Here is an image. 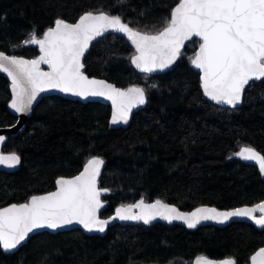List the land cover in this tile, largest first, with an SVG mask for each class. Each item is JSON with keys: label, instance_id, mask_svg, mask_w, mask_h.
<instances>
[{"label": "trees", "instance_id": "obj_1", "mask_svg": "<svg viewBox=\"0 0 264 264\" xmlns=\"http://www.w3.org/2000/svg\"><path fill=\"white\" fill-rule=\"evenodd\" d=\"M177 2L0 0V50L35 58L38 47L23 44L34 27L42 35L56 18L74 22L88 10L120 15L130 27L155 31ZM198 47L199 39L193 38L170 69L147 74L132 66L134 49L124 37L110 32L90 45L82 60L84 72L120 88L144 87L146 105L127 127L110 128L111 108L105 103L42 98L24 130L8 135L2 147L5 153L15 151L21 163L16 171L0 172V207L53 190L57 177L76 175L92 155L105 161L99 187L109 191L102 196V218L141 198L161 199L184 211L204 205L231 209L263 200L259 170L234 153L250 146L264 154V81L250 82L238 107L212 103L190 64ZM9 86L0 72V127L16 122L8 109ZM261 247L264 229L241 221L195 230L178 224H116L103 236L80 229L37 233L12 253L0 249V264H190L201 255L247 264Z\"/></svg>", "mask_w": 264, "mask_h": 264}, {"label": "snow or ice", "instance_id": "obj_2", "mask_svg": "<svg viewBox=\"0 0 264 264\" xmlns=\"http://www.w3.org/2000/svg\"><path fill=\"white\" fill-rule=\"evenodd\" d=\"M118 2L123 4L124 0ZM109 30L123 33L131 42L135 51L129 57L130 62L142 73L168 69L181 56L185 43L198 37L199 47L190 64L199 70L203 95L216 104L234 108L242 103L250 82L264 81V0H178L169 16L164 17L163 26L155 31L130 27L120 15L98 10L83 12L75 22L56 18L54 26L47 27L42 35L34 27L23 44L38 46V56L25 59L0 51V72L6 73L11 81L8 106L16 113L27 114L40 93L57 89L80 98L102 97L111 101L110 123H127L132 109L147 102L146 89L138 85L120 88L89 77L83 70L82 58L90 44ZM41 65H47L48 70L44 71ZM5 139L0 136V144ZM234 155L254 161L264 175V154L242 146ZM20 163L21 157L15 151L0 152V165L11 168ZM104 163L103 158L92 155L78 174L57 177L54 191L31 195L24 203L0 207V249L4 252L16 249L34 230H56L73 223L89 232H104L112 219L148 224L159 217L168 222L182 220L188 228H195L205 220L224 223L231 217H247L264 228V200L251 207L226 211L199 207L181 212L160 199L145 203L141 198L134 204L117 207L115 216L101 219L98 215L104 206L101 193L109 191L98 187ZM250 261L264 264V247ZM195 264L237 262L232 258L213 260L201 255L196 257Z\"/></svg>", "mask_w": 264, "mask_h": 264}, {"label": "water", "instance_id": "obj_3", "mask_svg": "<svg viewBox=\"0 0 264 264\" xmlns=\"http://www.w3.org/2000/svg\"><path fill=\"white\" fill-rule=\"evenodd\" d=\"M75 22V21H74ZM53 26H54V24H53ZM110 32H113V33H116V34H118V35H120V36H122V37H124L127 41H128V43L132 46V44H131V42L127 39V37L123 34V33H119V32H114V31H111V30H109L108 32H106V33H104V35H106V34H108V33H110ZM102 37V36H101ZM100 37H98L95 41H97L98 39H99ZM194 38H196V39H199L198 37H194ZM95 41H93L90 45H92ZM188 42V41H187ZM186 42V43H187ZM185 43V44H186ZM38 47V46H37ZM90 47V46H89ZM133 47V46H132ZM39 49V48H38ZM133 49H134V47H133ZM198 50V49H197ZM1 51V50H0ZM88 51V50H87ZM87 51H86V53H87ZM134 51H135V49H134ZM85 53V54H86ZM7 54V53H6ZM10 55V54H9ZM17 56H20V55H17ZM23 57V56H22ZM23 58H25V59H33V58H26V57H23ZM82 60H83V58H82ZM176 63V62H175ZM174 63V64H175ZM173 64V65H174ZM172 65V66H173ZM133 67H134V69L136 70V71H138V72H140L138 69H136L135 68V66L134 65H132ZM172 66H170L168 69H170ZM191 67L195 70V71H197V72H199V70L198 69H195L192 65H191ZM41 68L44 70V71H47L48 70V67H47V65H41ZM168 69H164L163 71H156V72H153V73H147V74H159V73H162V72H164V71H166V70H168ZM2 73V72H1ZM8 80H9V82H10V86H9V89H10V94H11V81H10V79L7 77V74L6 73H2ZM86 74V73H85ZM87 75V74H86ZM89 77H91V76H89ZM96 79H103V80H106V79H104V78H97V77H95ZM108 83H112V82H110V81H108V80H106ZM112 84H114V83H112ZM118 87V86H117ZM53 95H58V96H61V97H64V98H67V99H71V100H79V101H81V102H89V101H93V102H102V103H105V104H107V105H109L110 106V108H111V101H108V100H106V99H104V98H102V97H88V98H80V97H76V96H72L71 94H66V93H62V92H60L59 90H57V89H50V90H47V91H45V92H42V93H40L38 96H37V99L33 102V105H32V110L29 112V113H27V114H22V113H16L13 109H11L9 106H8V109H9V111L16 117V122L13 124V125H11V126H7V127H0V136H4L6 139H5V141L2 143V144H0V152H2V147H3V145L6 143V140H7V136L8 135H10V136H16L17 134H19V133H21L23 130H24V127H25V124H26V122H27V120H28V118L30 117V115H31V113H32V111H33V109H34V107L38 104V102L42 99V98H44V97H49V96H53ZM207 98V97H206ZM208 99V98H207ZM209 100V99H208ZM209 101H211V100H209ZM212 103H214V104H216L214 101H211ZM9 105V104H8ZM146 105V103L145 104H143V105H138L137 107H135V108H133L132 109V111H131V113H130V116H129V120H128V122L127 123H123V122H120V123H117V124H111L110 123V121H111V115H110V119H109V127L110 128H120V127H127L128 126V124H129V122H130V119H131V117H132V115L138 110V109H140V108H142V107H144ZM217 105H219V106H222V107H232V106H229V105H224V104H217ZM240 105V104H239ZM239 105H237L236 107H238ZM111 111H112V108H111ZM4 154H8V153H5V152H3ZM241 159V158H240ZM104 160V159H103ZM243 160V159H242ZM243 161H245V162H248V163H250V164H252V165H254V166H256L257 167V169L259 170V167H258V165L254 162V161H246V160H243ZM105 162V161H104ZM19 166H20V164H18V165H16L15 167H11V168H9V167H6L5 165H0V172H13V171H16L18 168H19ZM104 166H105V163H104V165H102L101 166V173H102V171H103V169H104ZM82 170H83V168H82ZM81 170V171H82ZM78 174V173H77ZM101 175V174H100ZM262 176V178L264 179V175H261ZM69 177H71V176H69ZM99 178H100V176L98 177V187H99ZM101 188V187H100ZM55 190V188L53 189V190H51V191H54ZM49 192V191H48ZM47 193V192H46ZM107 192H103V193H101V200H102V196L103 195H105ZM42 194H45V193H42ZM42 194H36V195H42ZM155 200H157V199H155ZM155 200H150V201H145V203H153ZM161 200V199H160ZM264 200V199H263ZM163 201V200H162ZM262 201V200H261ZM261 201H259V202H261ZM102 202H103V208H101L100 209V212L98 213V215H99V217H100V214H101V211L106 207V203L102 200ZM164 203H166V204H169V203H167V202H165V201H163ZM259 202H257V203H259ZM24 203V202H23ZM134 203H136V202H134ZM134 203H130V204H134ZM257 203H255V204H257ZM126 205H128V204H126ZM170 205H173V204H170ZM254 205V204H253ZM253 205H244V206H240V207H251V206H253ZM8 206V205H7ZM7 206H4V207H7ZM121 206V205H120ZM173 206H175V205H173ZM119 207V206H118ZM179 211H181V212H192V211H194L196 208H194V209H192V210H190V211H184V210H180L177 206H175ZM199 207H209V208H212L213 206H207V205H204V206H199ZM199 207H197V208H199ZM214 208H216V207H214ZM236 208H238V207H236ZM217 210H219V211H226V210H231V209H233V208H231V209H218V208H216ZM134 211H137V210H135L134 209ZM255 215H259V213L257 212ZM112 216H115V211L109 216V217H112ZM109 217H107V218H102V217H100L101 219H108ZM237 221H241V222H246V223H250L251 225H253L255 228H257V229H264V228H261L260 226H258V225H256L252 220H250V219H248L247 217H231L228 221H225L224 223H218L217 221H215V220H205V221H201L199 224H197L196 225V227L195 228H188L187 227V225L184 223V221H182V220H173L172 222H168V221H166V220H163V219H161V218H159V217H157L156 219H154V220H152V221H150L148 224H145L143 221H133V220H119V219H112V220H110V222H109V224L106 226V228H105V231L104 232H98V231H91V232H89V231H87V230H85L81 225H79V224H76V223H73V224H71V225H67V226H65V227H62V228H59V229H56V230H51V229H37V230H34L32 233H30L29 234V236H28V238H26V240L24 241V242H22V244L21 245H19L16 249H14V250H12V251H10V252H4L2 249V251L4 252V253H12V252H14V251H16L17 249H19L20 247H22L27 241H28V239L31 237V236H33V235H35V234H37V233H41V232H48V233H52V234H55V233H58V232H63V231H69V230H73V229H80L81 231H83L84 233H86V234H88V235H98V236H103V235H105L106 234V232H107V230H108V228L109 227H111V226H113V225H116V224H120V225H122V226H129V225H134V224H140V223H142V224H145V225H153V224H156V223H162V224H168V225H173V224H178V225H181V226H184V227H186V228H188V229H190V230H195V229H197L198 227H201V226H205V225H214V226H219V227H221V226H226V225H228L229 223H232V222H237ZM259 250V249H258ZM258 250H256V251H258ZM255 251V252H256ZM254 252V253H255ZM253 253V254H254ZM252 254V255H253ZM203 256H206V255H203ZM207 258H209V259H213V260H223V259H226V258H231V257H226V258H222V259H218V258H214V257H209V256H206ZM196 259V258H195ZM195 259L194 260H192L191 261V263L190 264H195ZM233 259V258H232ZM247 264H251V261L249 260V262L247 263Z\"/></svg>", "mask_w": 264, "mask_h": 264}, {"label": "bare ground", "instance_id": "obj_4", "mask_svg": "<svg viewBox=\"0 0 264 264\" xmlns=\"http://www.w3.org/2000/svg\"><path fill=\"white\" fill-rule=\"evenodd\" d=\"M2 51V50H1ZM6 53V52H5ZM8 54V53H7ZM10 55H12V54H10ZM174 205V204H173ZM176 206V205H175Z\"/></svg>", "mask_w": 264, "mask_h": 264}]
</instances>
